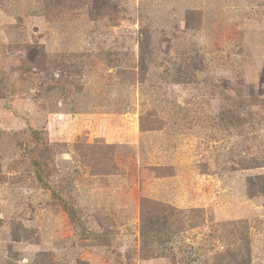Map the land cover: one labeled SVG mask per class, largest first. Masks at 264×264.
<instances>
[{
  "label": "rangeland",
  "instance_id": "rangeland-1",
  "mask_svg": "<svg viewBox=\"0 0 264 264\" xmlns=\"http://www.w3.org/2000/svg\"><path fill=\"white\" fill-rule=\"evenodd\" d=\"M256 176L264 0H0V264H264Z\"/></svg>",
  "mask_w": 264,
  "mask_h": 264
},
{
  "label": "trees",
  "instance_id": "trees-1",
  "mask_svg": "<svg viewBox=\"0 0 264 264\" xmlns=\"http://www.w3.org/2000/svg\"><path fill=\"white\" fill-rule=\"evenodd\" d=\"M248 181V190L252 193V187H255L256 184L259 182V186L256 187L260 189V192L264 197V176H256L252 178H247ZM255 188V189H256ZM155 206V210L146 211L143 209L140 217V234L143 240L148 242V244L155 245V249L160 251V254L157 257H163L162 250L164 248H168V245L172 244L176 241V237L180 235L183 229V223L181 222L180 225L174 226L172 223L171 218L169 219L168 213H173V215L177 214H184V211L178 210L176 208H169L167 205H162L161 203L153 202L151 203ZM69 215L72 217V210H69ZM191 214H195L199 209H191L189 210ZM232 225V224H231ZM234 226V225H232ZM185 230V228H184ZM239 239L235 243V247H229L225 251L226 259L225 261H221L222 263L227 264L228 262H233V264H248L251 260L250 258V251L248 246H246L245 238L238 234ZM165 253V252H164ZM166 254V253H165ZM151 255V254H150ZM230 258H229V257Z\"/></svg>",
  "mask_w": 264,
  "mask_h": 264
}]
</instances>
